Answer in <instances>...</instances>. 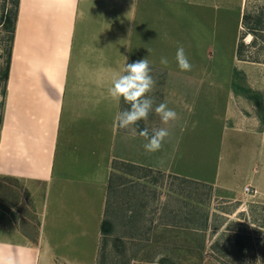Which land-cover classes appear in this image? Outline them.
<instances>
[{"label":"rangeland","instance_id":"obj_1","mask_svg":"<svg viewBox=\"0 0 264 264\" xmlns=\"http://www.w3.org/2000/svg\"><path fill=\"white\" fill-rule=\"evenodd\" d=\"M188 1L173 3L183 23L166 48L177 69L183 46L191 70L152 71L148 93L179 119L164 125L153 111L139 122L172 131L153 158L173 168L118 179L106 213L112 230L92 264H264V0ZM15 3L0 0V131L12 45L3 22ZM38 206L24 182L0 174V239L35 238Z\"/></svg>","mask_w":264,"mask_h":264},{"label":"crops","instance_id":"obj_2","mask_svg":"<svg viewBox=\"0 0 264 264\" xmlns=\"http://www.w3.org/2000/svg\"><path fill=\"white\" fill-rule=\"evenodd\" d=\"M173 3L190 7L188 0H19L0 174L26 184L39 217L35 238L0 239V253L17 264H92L109 198L124 185L118 179L139 177L137 168L172 170L170 160L146 153L143 137L115 126L125 103L108 89L126 63L143 58L152 71L183 72L166 48L183 23Z\"/></svg>","mask_w":264,"mask_h":264},{"label":"clouds","instance_id":"obj_3","mask_svg":"<svg viewBox=\"0 0 264 264\" xmlns=\"http://www.w3.org/2000/svg\"><path fill=\"white\" fill-rule=\"evenodd\" d=\"M176 61L180 70H191L192 65L183 46L177 49ZM161 63L166 65L168 60L162 57ZM151 72L150 62L146 58L126 63L122 74L114 77L108 89V94L113 101L119 104L122 99L125 104L129 105L116 113L115 126L121 130H127L129 137L134 138L137 135L143 137L146 141L143 148L149 154L160 151L164 143L171 140L173 133L167 127H153L151 130L148 127L139 129V122L147 121L153 111L164 125L179 119L178 113L169 108L166 102L156 104L155 99L148 95L153 91L156 83ZM0 264H17V261L10 253H0Z\"/></svg>","mask_w":264,"mask_h":264},{"label":"trees","instance_id":"obj_4","mask_svg":"<svg viewBox=\"0 0 264 264\" xmlns=\"http://www.w3.org/2000/svg\"><path fill=\"white\" fill-rule=\"evenodd\" d=\"M18 7H19V0H16V3H15V11L13 12V19L11 20L10 17L5 16L4 17V22H3L4 24H6L7 22L10 23V29H11V33H12V44H13V39H14V34H15V29H16V21H17ZM238 49H239V47H238ZM11 57H12V45H11V49H9L8 60H7L6 68L3 71V78H4V81L5 82H7L8 78H9V70H10V64H11ZM138 128L139 129H143L144 127L139 124L138 125ZM111 230H112V222L110 220H108V219H105L103 221V225H102L103 234L106 235L108 233H111Z\"/></svg>","mask_w":264,"mask_h":264},{"label":"built area","instance_id":"obj_5","mask_svg":"<svg viewBox=\"0 0 264 264\" xmlns=\"http://www.w3.org/2000/svg\"><path fill=\"white\" fill-rule=\"evenodd\" d=\"M247 190H249V187H246Z\"/></svg>","mask_w":264,"mask_h":264}]
</instances>
